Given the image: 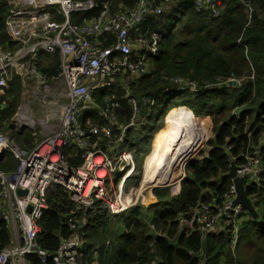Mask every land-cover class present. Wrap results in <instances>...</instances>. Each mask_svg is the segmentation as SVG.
Here are the masks:
<instances>
[{"label":"built area","instance_id":"obj_1","mask_svg":"<svg viewBox=\"0 0 264 264\" xmlns=\"http://www.w3.org/2000/svg\"><path fill=\"white\" fill-rule=\"evenodd\" d=\"M172 1L137 0L133 9L128 10L124 4L119 7L123 10L116 11L111 3L99 5L95 0H7L5 32L13 47H0V99L6 96L15 78L21 86V99L10 125L0 120V161L11 153L17 162L13 172L0 171V218L6 222L12 240L0 250V264H22L30 256H37L41 263L51 260L53 264H81L82 233L62 241L54 254L37 247V221L48 209L46 194L53 186L66 193L79 210H93L100 204L110 215L119 216L147 205L154 189L172 194L185 180L186 167L195 156L181 170L168 174L162 183L150 185L145 161L138 173L135 152L120 150L128 132L145 125L155 103L154 99L143 97L148 110L142 115L131 87L148 74V59L157 55L162 36L155 32L137 36V27L150 16H161ZM226 1L193 0V7L196 13L209 12L217 18ZM231 1L238 2L248 17L253 13L251 0ZM96 10L97 16L87 19ZM110 39L112 43L105 45ZM39 54L58 57L56 75L41 72L36 63ZM171 82L179 89L196 92L194 83L183 79ZM106 89L123 92L131 108L126 124L119 120L118 101L105 99L103 106L94 102L93 95ZM28 94L37 97L47 111L41 121H36L21 104ZM6 106V101H0V113ZM84 110H95L98 119L82 118ZM25 132L37 139L30 148L13 143V135ZM69 150L85 151L79 167L68 165ZM208 157L207 152L203 158ZM240 157L244 162L235 166L236 177L248 176L245 188L258 183L264 176V168L257 167L261 162L258 151ZM139 175L140 180L127 186ZM169 185L173 188H163ZM19 191L25 195L20 196ZM201 194L208 199H198L179 216L178 229L204 236L224 226L234 246L242 218L249 214L233 203V183L222 194L208 189ZM96 257L97 253H93V259Z\"/></svg>","mask_w":264,"mask_h":264},{"label":"trees","instance_id":"obj_2","mask_svg":"<svg viewBox=\"0 0 264 264\" xmlns=\"http://www.w3.org/2000/svg\"><path fill=\"white\" fill-rule=\"evenodd\" d=\"M95 1L99 5L111 3L116 11L123 10L119 7L124 4L131 10L137 2ZM251 5L253 13L248 17L238 2L228 0L219 16L213 18L209 12L196 13L193 0H173L168 11L158 17L150 16L138 25L137 36L155 32L162 38L157 45V55L148 59V74L132 85V97L139 100L146 96L155 100L148 115L153 130L158 126L161 114L177 107L187 108L196 118L207 117L214 135L209 157L187 165L190 178L186 177L181 183L182 190L176 200L167 199L165 190L154 191L157 199L165 197V201L162 200L161 208L155 211L149 223L139 217L137 210L121 217L110 215L100 204L93 210H79L66 193L51 187L46 194L48 209L37 221L39 250L54 254L62 241L82 233L81 264H145L154 259H158L159 264H264V176L258 183L245 188V195L258 218L243 216L234 246L227 227L221 226L210 234L199 236L186 234L177 224V218L189 211L198 199H208L201 194L203 190L222 194L229 189L230 164H242L244 159L240 154L252 156L258 151V157L264 163V0H251ZM97 14L98 10L87 19ZM7 15V0H0L2 48L13 47L5 32ZM182 17L186 18L179 24ZM73 19L79 21L77 16ZM111 43L110 39L105 45ZM37 58L42 73L57 74V56L39 54ZM171 79L194 83L196 92L178 89ZM20 95L21 86L15 78L6 96L0 99L7 102L0 113L1 122L10 125L19 107ZM105 99L119 102V117L126 124L131 117V108L123 92L106 89L93 95L97 105L103 106ZM138 106L146 109L141 102ZM184 108L170 111L169 122L174 115L188 112ZM86 116L91 120L98 119L95 110H84L82 118ZM198 121L203 132L211 136L208 122ZM146 123L147 120L138 131H129L126 142L120 147V150L135 152L138 167L142 154L148 153L145 151L149 143ZM27 135L28 139H24V134L13 135L16 146L28 147L31 137ZM84 152L69 150L66 153L68 165L79 167ZM16 166L11 153L0 161V171L6 173L13 172ZM110 222L112 224L107 228ZM11 242L10 230L0 218V250ZM93 253H97L95 259ZM26 262L53 264L51 260L41 263L37 256L27 257Z\"/></svg>","mask_w":264,"mask_h":264},{"label":"bare ground","instance_id":"obj_3","mask_svg":"<svg viewBox=\"0 0 264 264\" xmlns=\"http://www.w3.org/2000/svg\"><path fill=\"white\" fill-rule=\"evenodd\" d=\"M199 129L195 117L189 112H180L172 117L168 133L163 136L156 152L147 162L148 184L162 183L168 174L183 168L196 153L201 139Z\"/></svg>","mask_w":264,"mask_h":264},{"label":"rangeland","instance_id":"obj_4","mask_svg":"<svg viewBox=\"0 0 264 264\" xmlns=\"http://www.w3.org/2000/svg\"><path fill=\"white\" fill-rule=\"evenodd\" d=\"M168 10V7L166 9V11ZM186 17H182L179 24L184 22ZM24 104L25 105V109L28 111V113L33 116L36 121H41L44 116L47 114V111L45 110V108L39 103L38 101V98L37 97H33L31 94H28L23 101H21V104ZM173 106V105H172ZM181 108V107H180ZM184 108V107H182ZM185 109V108H184ZM182 111V110H180ZM187 111V110H186ZM189 112V111H188ZM171 113V112H169ZM168 113V114H169ZM167 114L166 116V123H165V117L164 115H166V113H163L161 114V117L159 119V123H158V126L153 130L152 128H150V124L149 122L147 121L146 123V126H145V129L147 130L148 132V147L145 149L146 152H150L152 150V153L147 157V159H145V170H146V166H147V162L149 160V158L151 157L152 154H154L156 152V149H157V146L160 144L161 142V138L166 134L167 131H169L170 129V122H169V115ZM194 116V115H193ZM195 119L197 120L198 122V125L200 127V129H202V126L200 125L199 121L198 120H205L206 122H208L209 124V131H210V134L211 136H209L207 133H204L203 132V129L201 130L202 132V137L200 139V142L198 143V146H197V149H196V153H195V158L194 156L192 158L193 161L195 159H201L203 158L208 150H209V146H210V143L212 141V139L214 138V135H213V132H212V125H211V122L208 120L207 117H203V116H200L198 118L195 117ZM166 127V128H165ZM200 129L198 130V133L200 134ZM29 134V133H28ZM206 135V136H205ZM28 135H27V132L24 133V139H28ZM199 137V136H196V138ZM31 139V143L29 144L28 142V147L26 146H19L21 148H30L33 144H36L37 142V139ZM13 143H14V140H13ZM15 144V143H14ZM16 145V144H15ZM191 158V159H192ZM190 159V160H191ZM15 160V159H14ZM16 161V160H15ZM192 161V160H191ZM190 161V162H191ZM137 169V172L139 173L141 170L139 169V167L136 168ZM186 177H188L187 173H186ZM185 178V177H184ZM190 178V177H188ZM140 175H139V178H135V179H132L127 186H130V185H134L136 183V181L140 180ZM149 183V182H148ZM150 185H152L150 183ZM116 186H117V183H116ZM163 188H173V185H169V186H166V187H163ZM161 189V188H160ZM158 189H154L153 191H157ZM153 191H152V194H153ZM178 193H179V189L177 190H174L172 195L169 197V200L170 201H173V200H176L179 196H178ZM169 194V193H168ZM159 198V204H149V205H143V206H139L136 210L138 212V215L139 217H143L145 218L146 220H151L153 218V214L155 213L156 210H159L161 208V203H162V200L165 199V197H158ZM153 199L152 195L151 197L148 199V202H151ZM165 201V200H164ZM158 203V202H157ZM127 215V214H124V216ZM111 222L108 224V227L109 228L111 226ZM163 235V234H162Z\"/></svg>","mask_w":264,"mask_h":264},{"label":"water","instance_id":"obj_5","mask_svg":"<svg viewBox=\"0 0 264 264\" xmlns=\"http://www.w3.org/2000/svg\"><path fill=\"white\" fill-rule=\"evenodd\" d=\"M0 158H2L0 156ZM258 168H264V163L260 162V164L257 166ZM228 177L231 180V182L234 185L235 188V194L236 197L233 201V203L235 205H239L241 208H243L247 214H249L253 219H257L258 218V214L256 213L255 209L253 208L250 200L246 197L245 195V185L246 182L248 180V176H245L243 178H238L235 175V165H231L230 166V171L228 173ZM18 194L20 196L25 195V192L19 191ZM27 212L30 213L31 212V208H27Z\"/></svg>","mask_w":264,"mask_h":264},{"label":"crops","instance_id":"obj_6","mask_svg":"<svg viewBox=\"0 0 264 264\" xmlns=\"http://www.w3.org/2000/svg\"><path fill=\"white\" fill-rule=\"evenodd\" d=\"M193 9H194V7H193ZM195 11V10H194ZM124 12V11H123ZM161 35V34H160ZM177 88V87H176ZM179 89V88H178ZM179 93V92H178ZM143 97H146V96H143ZM143 97H141L139 100L138 99H136V101H137V103H139V102H141L142 103V98ZM148 98H152V97H148ZM143 106H144V104H143ZM139 107V106H138ZM178 109L180 108V107H177ZM177 108H174V109H177ZM182 108V107H181ZM139 109H140V113L143 115V114H146V109H142L141 107H139ZM174 109H172V110H174ZM187 111H189L191 114H192V112L190 111V110H188L187 108H185ZM148 110V109H147ZM172 110H170V111H172ZM170 111H168L167 113H166V115H164V119H165V123H166V116H167V114L170 112ZM149 115V114H148ZM193 115V114H192ZM149 117H147V121L149 120L148 119ZM119 120H120V117H119ZM120 122H121V120H120ZM122 123V122H121ZM123 124H125V123H123ZM166 128V127H165ZM152 150H153V148H152ZM152 150L150 151V152H148V153H146V154H142V156H141V159H142V162L143 161H146L145 159H147V157L152 153ZM142 162H141V164L139 165V169L140 170H142L143 169V164H142ZM137 165V164H136ZM137 167H138V165H137ZM129 183V182H128ZM127 183V184H128ZM177 189H179V193H178V196H180V193H181V190H182V185H180V187H176L174 190H177ZM173 190V191H174ZM166 195H167V199H169V197L172 195L170 192H169V194H168V192H166ZM152 197H153V199H152V201L151 202H148V204L147 205H149V204H152V205H154V204H159V202H158V200H159V198L157 199V197H155V195H154V191H153V194H152ZM158 202V203H157ZM139 207V206H138ZM138 207H136V208H134L132 211H135ZM104 208V207H103ZM107 211V210H106ZM132 211H130V212H132ZM108 212V211H107ZM130 212H128V213H124V214H129ZM109 213V212H108ZM124 214H122V215H119V216H114V217H121V216H124ZM127 215H125V216H127ZM146 222L147 223H149L150 222V220H146ZM150 227L153 229V225H150ZM116 230V229H115ZM114 230V231H115ZM160 235H162V234H160ZM163 236V235H162ZM83 244H84V242H83ZM11 264H14V263H11ZM22 264H27V262H24V263H22Z\"/></svg>","mask_w":264,"mask_h":264},{"label":"flooded vegetation","instance_id":"obj_7","mask_svg":"<svg viewBox=\"0 0 264 264\" xmlns=\"http://www.w3.org/2000/svg\"><path fill=\"white\" fill-rule=\"evenodd\" d=\"M201 159H204V158H201ZM197 160H199V159H197ZM188 173V172H187Z\"/></svg>","mask_w":264,"mask_h":264}]
</instances>
